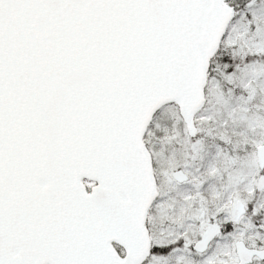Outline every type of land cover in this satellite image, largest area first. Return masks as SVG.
Wrapping results in <instances>:
<instances>
[{
  "label": "snow or ice",
  "instance_id": "obj_1",
  "mask_svg": "<svg viewBox=\"0 0 264 264\" xmlns=\"http://www.w3.org/2000/svg\"><path fill=\"white\" fill-rule=\"evenodd\" d=\"M0 264H264V0H0Z\"/></svg>",
  "mask_w": 264,
  "mask_h": 264
}]
</instances>
